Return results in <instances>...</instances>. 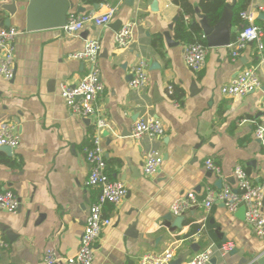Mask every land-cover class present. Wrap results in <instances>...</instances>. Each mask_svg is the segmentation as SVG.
<instances>
[{"label": "crops", "instance_id": "crops-1", "mask_svg": "<svg viewBox=\"0 0 264 264\" xmlns=\"http://www.w3.org/2000/svg\"><path fill=\"white\" fill-rule=\"evenodd\" d=\"M70 1L74 5L70 10L82 7L84 12H104L114 7L115 14L107 26L88 24L74 35L60 28L26 30L28 0H0V19H9V26L18 30L14 76L7 80L0 75V122H10L19 135L11 164L0 161V189L12 190L19 199L15 212L0 210V238L7 242L0 264H45L47 248L57 256L73 255L78 249L87 208L99 193L98 188L84 185L89 166L83 149L90 144L95 127L91 120L71 113L60 88L64 83H77L86 73L87 62L73 54L83 49L87 39H97L100 44L98 64L104 90L98 105L107 121L101 132L106 171L126 187L117 205L103 208L111 223L95 243L93 264H140L144 253L167 249H173V260L183 261L226 241L233 243V249L226 255L215 249L209 264H253L264 253V240L237 211H227L220 202L209 210L197 206L181 215L183 221L177 227V216L169 205L188 190L202 197L209 188L229 185L236 189L233 170L237 165L254 183L263 181L264 144L255 136V129L264 128V38L262 50L249 42L236 57L227 45L206 44L204 65L193 71L183 60L186 43L173 37L179 6L172 0ZM189 1L195 10L192 20L198 23L199 0ZM235 1L226 3L234 6ZM12 5L16 9L13 15L6 8ZM257 5H264V0H250L246 8ZM229 13L232 40L245 21L236 23L232 9ZM259 13L255 23L264 29ZM116 20L121 25L133 24L131 39L124 47L115 43V32L121 27L111 28ZM164 31L178 44L168 46ZM155 40L161 43L159 47L153 45ZM139 58L148 63V81L137 91L129 86V68ZM247 67L255 68L261 88L244 95L223 94L221 86ZM141 116L160 120L163 135L133 138L131 125ZM149 149L162 158L153 175L143 173ZM208 158L220 167L219 173L205 167ZM219 179L220 188L215 185ZM262 210L264 214V201ZM131 223L134 226L128 232Z\"/></svg>", "mask_w": 264, "mask_h": 264}, {"label": "built area", "instance_id": "built-area-1", "mask_svg": "<svg viewBox=\"0 0 264 264\" xmlns=\"http://www.w3.org/2000/svg\"><path fill=\"white\" fill-rule=\"evenodd\" d=\"M264 11V5H257L253 9H243L239 17L245 21L239 33L233 38L227 47L231 49L232 57H236L239 51L247 43L255 42L260 50L263 49L264 29L255 23L258 12ZM115 8L110 7L104 12H78L69 10L66 21L60 29L68 35L80 32L86 25L95 27L107 26ZM133 24L131 22L121 25L115 32L114 39L118 47L126 46L132 35ZM18 30L12 26L0 27V75L7 80L14 76V40ZM201 39L205 36L200 35ZM100 44L97 39H87L81 51L75 52L74 57L87 62V70L83 77L75 84H62L60 95L71 113L89 119L93 122L95 133L89 145L83 149L85 161L89 166L88 175L84 181L85 187H96L99 190L95 201L87 208L83 229L79 238V246L73 255L57 256L51 248L45 249L43 262L45 264H93L95 243L106 226L111 223L109 217L103 215L106 204L117 205L126 194V187L121 180L111 179L106 171V159L101 143V132L107 126V121L102 116L98 105V96L104 90V83L100 77L98 64ZM207 45L202 41H195L183 45L182 53L184 63L193 71H199L205 62ZM131 78L129 86L134 90H141L148 81V63L139 58L129 68ZM261 80L254 67L240 70L237 75L227 84L221 86L220 91L229 96L244 95L261 88ZM168 93H172V87H168ZM261 106L264 108V93L262 94ZM164 128L160 120L155 117L141 116L133 121L130 135L138 139L145 135L149 139L159 138L163 135ZM255 136L264 144V128L258 126ZM19 143V135L15 132L13 125L8 121L0 122V145L14 149ZM162 158L154 149L145 153L143 173L145 175L155 174L161 165ZM207 169L219 173L220 167L211 159L205 160ZM236 181V189L224 185L219 190L209 188L202 197L194 190H188L173 198L169 205V211L180 216L197 206L209 210L217 202L224 205L227 211L234 213L240 206L244 207V220L252 228L254 234L264 240V214L262 203L264 197V179L260 183H254L244 168L237 165L233 170ZM19 206L17 195L10 189H0V210L15 212ZM7 246V242L0 238V254ZM222 255L228 254L233 249V243L226 241L215 247L209 245L195 253L180 264H209L214 250ZM174 258L173 249L162 252H146L140 259V264H169Z\"/></svg>", "mask_w": 264, "mask_h": 264}, {"label": "water", "instance_id": "water-1", "mask_svg": "<svg viewBox=\"0 0 264 264\" xmlns=\"http://www.w3.org/2000/svg\"><path fill=\"white\" fill-rule=\"evenodd\" d=\"M156 1L151 4V8H155ZM73 3L70 0H28V3L25 8V29L26 30H40V29H49V28H60L64 25L66 21L67 12L70 9H73ZM97 6V4H94ZM8 12L13 15L16 11L15 6L6 7ZM233 8V4L226 3L223 6L221 15L217 22L214 25H210L207 22L206 16L199 12L198 13V23L201 27L202 33L205 36V43L210 46H225L230 40L232 34L229 31V23L231 21V14L229 11ZM78 12H83L82 7H77ZM259 17L264 18V12L259 13ZM176 18V17H175ZM5 25L9 26V19H0V26ZM121 25L120 20H116L111 24L112 29H118ZM165 43L168 46L177 45L178 41L173 40L169 31L163 32ZM154 65V64H153ZM131 78V75L129 74ZM194 82L192 83V88L190 92L193 91ZM88 120V119H87ZM103 135H107V131L103 132ZM122 135H125L122 134ZM0 151L4 153L7 157L12 155V149L5 145H0ZM215 185L220 188L221 180H217ZM264 201V197H263ZM238 216L244 218V207L240 206L237 210ZM183 221V216H177L174 219V224L177 227H181V222ZM134 223L128 225V232L133 229ZM9 237H13V233L10 230H7ZM253 264H264V253L259 257L253 259ZM245 259L242 260V262ZM181 259H174L169 262V264H180Z\"/></svg>", "mask_w": 264, "mask_h": 264}, {"label": "trees", "instance_id": "trees-1", "mask_svg": "<svg viewBox=\"0 0 264 264\" xmlns=\"http://www.w3.org/2000/svg\"><path fill=\"white\" fill-rule=\"evenodd\" d=\"M86 2H99L100 0H85ZM179 6L178 18L173 25V37L181 43H190L195 41H202L200 35L202 33L199 23L192 20L195 10L189 0H172ZM250 0H236L232 8L233 17L232 20L236 23H240L241 18L239 12L247 7ZM226 4V0H199V10L206 16L207 22L210 25H214L219 19L223 6ZM184 15H188L189 18L185 19ZM159 40V39H158ZM158 40L153 41L155 47L161 45ZM0 161L11 164L10 157L0 153ZM126 264H133L132 261H127Z\"/></svg>", "mask_w": 264, "mask_h": 264}]
</instances>
